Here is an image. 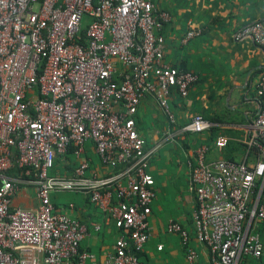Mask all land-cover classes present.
<instances>
[{
	"label": "built area",
	"instance_id": "obj_1",
	"mask_svg": "<svg viewBox=\"0 0 264 264\" xmlns=\"http://www.w3.org/2000/svg\"><path fill=\"white\" fill-rule=\"evenodd\" d=\"M171 19L155 0H0V264H87L82 244L102 226L59 211L54 197L68 192L85 194L118 225L106 264H144L157 198L150 167L161 144L146 146L136 114L153 96L176 125L173 96L187 98L199 80L165 61L159 33ZM236 38L264 48V17ZM250 101L255 115L240 138L200 139L187 158L194 237L177 220L168 230L191 263L199 256L192 238L208 248V264L264 256V73ZM215 127L196 114L172 135L209 136ZM235 139L241 159L211 157ZM24 188L34 190L35 207L14 205Z\"/></svg>",
	"mask_w": 264,
	"mask_h": 264
},
{
	"label": "crops",
	"instance_id": "obj_2",
	"mask_svg": "<svg viewBox=\"0 0 264 264\" xmlns=\"http://www.w3.org/2000/svg\"><path fill=\"white\" fill-rule=\"evenodd\" d=\"M159 7L168 10L172 19L159 36L165 44V61L173 67L193 71L199 80L183 99L172 98L177 124H171L153 96L146 97L136 114L137 128L146 146L161 144L154 156L150 173L157 198L149 217L151 239L141 253L144 264H208L210 253L196 239L191 245L199 251L194 263L187 259V250L181 236L169 232L171 220L180 221L194 237L193 211L195 194L189 188L187 158L201 140L210 141L206 134L188 133L173 136L179 126L192 116L202 114L218 124L220 134L240 138L248 129L255 106L250 101L254 84L264 73V48L252 39L238 40L237 32L246 24L264 17V0H155ZM191 30L199 34L188 42L184 38ZM210 135V134H209ZM207 137V138H206ZM235 158L241 159L243 147L236 142ZM226 150L212 151V158H226ZM175 157L183 175L173 169ZM183 187V188H182ZM187 189L188 192L184 193ZM57 209L90 225L101 224V230L90 227V235L82 244L91 254L87 264H106L108 254L120 237L121 231L114 220H106L99 208L82 193L68 192L54 197ZM32 188H24L14 199V205L32 208L37 205ZM69 203L74 206L70 207ZM162 246V248H160ZM264 257V256H263ZM251 264H264V258Z\"/></svg>",
	"mask_w": 264,
	"mask_h": 264
},
{
	"label": "trees",
	"instance_id": "obj_3",
	"mask_svg": "<svg viewBox=\"0 0 264 264\" xmlns=\"http://www.w3.org/2000/svg\"><path fill=\"white\" fill-rule=\"evenodd\" d=\"M218 130H219L218 127H215L211 130V133L209 135L210 141L216 138V133L218 132ZM236 146H237L236 144H233L231 142L230 146L227 148V152L225 153L227 159H236L235 153H233Z\"/></svg>",
	"mask_w": 264,
	"mask_h": 264
},
{
	"label": "rangeland",
	"instance_id": "obj_4",
	"mask_svg": "<svg viewBox=\"0 0 264 264\" xmlns=\"http://www.w3.org/2000/svg\"><path fill=\"white\" fill-rule=\"evenodd\" d=\"M173 169H174L175 171H177V172H181V173H182L181 175H183V178H184V176H185V175H184V172H185V170H186V166H185V165L180 166L179 161H178V157H175V159H174ZM182 188H183V187H182ZM183 192H184V189H183ZM186 192H188L187 189L185 190L184 193H186ZM263 258H264V257H263Z\"/></svg>",
	"mask_w": 264,
	"mask_h": 264
}]
</instances>
